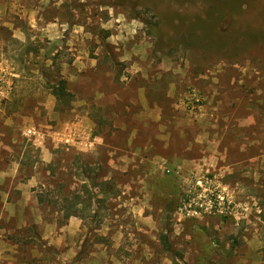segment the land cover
I'll list each match as a JSON object with an SVG mask.
<instances>
[{"label":"rangeland","instance_id":"rangeland-1","mask_svg":"<svg viewBox=\"0 0 264 264\" xmlns=\"http://www.w3.org/2000/svg\"><path fill=\"white\" fill-rule=\"evenodd\" d=\"M0 68V264H264V0H0Z\"/></svg>","mask_w":264,"mask_h":264},{"label":"trees","instance_id":"trees-1","mask_svg":"<svg viewBox=\"0 0 264 264\" xmlns=\"http://www.w3.org/2000/svg\"><path fill=\"white\" fill-rule=\"evenodd\" d=\"M157 27H158L157 24H148V29L150 34L154 36L156 34ZM50 90H51L50 91L51 95L58 103L63 101H70V98L72 97L70 92L67 90V82L64 80H53L50 86ZM78 200H79L78 197H76L75 201L71 204V208H76L77 206H79ZM54 205H59V204L55 202ZM62 209H65V207L63 206ZM62 209L60 211H62ZM63 216H64L63 219L68 220L70 217L75 215L74 213H69ZM164 245L167 247L166 243Z\"/></svg>","mask_w":264,"mask_h":264},{"label":"clouds","instance_id":"clouds-1","mask_svg":"<svg viewBox=\"0 0 264 264\" xmlns=\"http://www.w3.org/2000/svg\"><path fill=\"white\" fill-rule=\"evenodd\" d=\"M61 2H62V0H61ZM33 15H34V14H33ZM31 27H32L33 29L36 28V22H35V20H32V21H31ZM63 27L66 29V28H67V25H64ZM54 28H55V25H49V26H48V29H46L45 31H48V30H51V29H54ZM76 31H82V29H79V28H78V29H76ZM14 38L20 40L21 42H23V40H24V36H23V34L20 33L19 30H17L16 33L14 34ZM50 38H52V37H50ZM0 71H3V69L0 68Z\"/></svg>","mask_w":264,"mask_h":264},{"label":"built area","instance_id":"built-area-1","mask_svg":"<svg viewBox=\"0 0 264 264\" xmlns=\"http://www.w3.org/2000/svg\"><path fill=\"white\" fill-rule=\"evenodd\" d=\"M190 209V206L187 204H182L178 209L177 212L181 215H184L188 212V210Z\"/></svg>","mask_w":264,"mask_h":264}]
</instances>
